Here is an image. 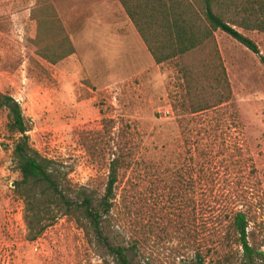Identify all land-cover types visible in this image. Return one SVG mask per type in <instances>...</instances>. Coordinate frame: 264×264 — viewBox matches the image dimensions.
Masks as SVG:
<instances>
[{
  "label": "rangeland",
  "instance_id": "1",
  "mask_svg": "<svg viewBox=\"0 0 264 264\" xmlns=\"http://www.w3.org/2000/svg\"><path fill=\"white\" fill-rule=\"evenodd\" d=\"M40 1L54 7L74 48L54 65L33 45L37 24L31 10ZM236 29L259 54L215 33L232 100L206 113L203 124L175 116L174 104L188 93L184 75L175 64H155L118 0H0V93L18 102L29 120L31 146L54 160L74 186L103 182L107 174L82 144L83 134L99 131L103 119L115 122L116 133L128 125L133 129L140 159L157 167L179 159L175 169L194 154L197 141L206 152L207 134L198 131L213 120L206 128L215 125L218 136L213 152L220 182L214 195L220 208L248 211L250 241L264 251V34ZM192 61L194 79L202 64L199 56ZM220 115L223 126L217 128ZM7 123V113L0 111V264H103L68 217L59 216L29 240ZM189 129L195 132L186 135Z\"/></svg>",
  "mask_w": 264,
  "mask_h": 264
},
{
  "label": "trees",
  "instance_id": "2",
  "mask_svg": "<svg viewBox=\"0 0 264 264\" xmlns=\"http://www.w3.org/2000/svg\"><path fill=\"white\" fill-rule=\"evenodd\" d=\"M118 2L155 64H175L183 73L188 93L173 106L178 120L196 117L205 124L206 113L230 104L232 90L215 33L258 55L257 46L236 28L264 34V0ZM31 17L37 24L33 45L42 60L54 65L74 54L49 1L38 2ZM197 56L202 72L193 79ZM0 111L7 113V132L15 139L12 159L21 178L15 190L30 241L64 216L75 222L103 264H264V251L250 241L248 211L220 208L214 195L220 182L213 152L218 136L215 125L206 128L213 120L198 131L207 134L206 152L197 141L196 154L175 169L179 159L160 167L140 159L133 129L128 125L123 134L116 133L115 122L103 119L99 131L83 134L82 144L107 174L103 182L74 186L54 160L31 146V124L18 102L0 93ZM215 121L217 128L223 126L222 115Z\"/></svg>",
  "mask_w": 264,
  "mask_h": 264
}]
</instances>
